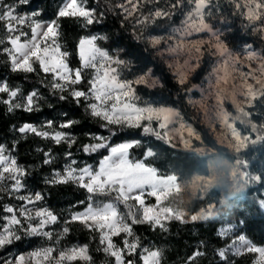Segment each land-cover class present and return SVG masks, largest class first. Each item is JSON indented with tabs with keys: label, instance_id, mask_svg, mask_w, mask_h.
<instances>
[{
	"label": "snow or ice",
	"instance_id": "snow-or-ice-1",
	"mask_svg": "<svg viewBox=\"0 0 264 264\" xmlns=\"http://www.w3.org/2000/svg\"><path fill=\"white\" fill-rule=\"evenodd\" d=\"M139 0H121L114 7L119 8L125 19L137 12ZM145 3L159 4L160 0H144ZM33 3V0H0V24H3L4 34L0 36V53L6 56V63L13 73H35L41 76V83L47 81L54 95L61 101L69 97L79 106H85V111L94 119L104 123L110 136L91 135L94 143L83 145L82 151L92 155L107 150V154L99 159L98 165L85 164L79 166L72 158L70 151L76 143L75 136L64 131L71 129L79 121L68 119L61 121L58 129L53 127L49 120L43 126L24 123L15 129L22 139L27 134H33L44 140H50L55 145L66 144L69 151L65 152L67 162L62 170H53L50 176L45 177L46 185H74L85 193L84 199L78 204L84 205L82 211L71 212L64 220L62 231L55 233L51 225L59 223V218L48 207L40 204L45 200L42 191H29L25 178L29 175L28 169L18 163L13 153L17 150L18 140H14L11 148L0 144V200L5 197L19 201V204H3L0 210V252H3L15 242L25 239L42 238L52 242L49 246H41L24 254L11 257L8 252L0 256V264H93V257L89 246L72 245L58 248L61 241L71 232L70 224H79L84 230L98 235V253L106 258V264H162V252L153 250L150 246L142 245L140 237L135 234L134 227L139 224H148L153 230L159 228L167 232L166 221L182 218L183 213L163 204V198L171 188L174 177L161 176L157 168L131 157V150L139 147L140 140H130L111 144V136L116 133L113 126L124 129H142L145 136L160 138L152 121H156L159 129L165 128L164 121L175 114L174 108L153 106L147 102L141 103L134 85L149 87L147 75H140L134 80L123 79L120 66L124 61L114 58L107 50L99 46L98 41L106 39L103 36H81L77 43L78 67L69 63L71 53L60 43V18H73L82 22L87 28L98 23L95 8L87 7V0H65L55 14V18L45 20V13L38 4L23 13V6ZM126 5H131L127 7ZM168 6L173 10L179 9L183 15L181 27L173 28L174 33H181V39L194 34L207 33L210 39H197L204 47L196 48L197 52L204 53L205 47L212 48L211 55L221 57L225 66L232 62L236 67L251 77V66L257 64L260 73L264 75V50L257 51L252 43L246 42L243 52L233 51L222 38L221 31L215 29L210 22L217 18L227 23L225 15L227 7H232L230 15H239L245 21L244 28L250 33H259L264 40V0H169ZM23 13V14H22ZM175 11L168 12L157 7L149 9L147 14L141 13L140 24L155 23L158 19H170ZM103 12L100 13L102 17ZM27 28V31L24 29ZM149 42L155 46L161 43V37L153 36ZM168 50V49H167ZM202 58V57H201ZM241 59L247 60V71L239 64ZM171 67V65H169ZM187 70L196 71L200 67L199 60H193L187 65ZM86 74L88 88L78 89L76 86L85 82ZM178 83L187 79L184 71L175 72ZM157 81H153V85ZM259 84V79L256 80ZM194 87L192 91H196ZM249 99L255 104L264 105V90L252 91L249 85ZM68 93L67 96L64 93ZM0 104L7 106L9 113L22 110L26 113L38 112L39 101L43 96L38 90L27 94L18 87H10L0 82ZM195 99V98H193ZM66 114V113H65ZM251 115V114H249ZM42 152L43 165L53 163L55 157L51 151ZM156 153L147 150L145 159L154 157ZM145 196L154 197L155 204L148 205ZM106 198V199H101ZM123 209V210H122ZM195 220V217H193ZM225 230L222 235H225ZM121 244L114 242L113 237H120ZM229 252L233 256L243 255L245 252L256 254L258 258L253 264H264V246H256L245 235L234 237L226 248H220L216 255L222 264H232L228 259ZM206 253L195 250L188 258L192 264L197 257ZM138 258V260H137Z\"/></svg>",
	"mask_w": 264,
	"mask_h": 264
},
{
	"label": "rangeland",
	"instance_id": "rangeland-1",
	"mask_svg": "<svg viewBox=\"0 0 264 264\" xmlns=\"http://www.w3.org/2000/svg\"><path fill=\"white\" fill-rule=\"evenodd\" d=\"M110 1L115 5L121 2V0ZM7 2L11 3L13 0H7ZM64 2L65 0H56L53 3V9L49 10L48 8L45 11L44 8H41L37 0H33V3L23 6V13H27L33 4H38L39 8L45 13L44 17L38 18L51 20L55 18L58 8L62 6ZM168 4L169 0H160L159 4L145 3L144 0H139V10L127 19H125L119 8H116V10L118 12V19L120 22L124 25L131 26L132 29L143 37L145 46L149 51H151L154 57H157L166 67V70L169 74H171L174 81L179 86H187V88L184 89L185 105L190 113V117L197 120L198 124L205 128L208 135L219 147L227 149L235 158L227 159L220 155L212 145L204 140L200 131H198L195 126L188 121L180 108L160 103V99L153 102L143 98L137 92V94L141 97V103L147 102L153 106H165L174 108L175 110V114L170 115L167 121H164L165 128L163 130L157 127L155 120L152 121V126L156 128V132L160 134V138L157 139L155 136H146L150 137L147 145H156V140L163 141L167 143L168 146L175 152L189 154L195 158H204L207 161L208 171L206 174H193L189 177L183 178L176 173L164 174L158 171L161 176L174 177L170 190L163 198V204L183 213L182 218L179 221H166L165 226L169 228L170 225L176 221L180 222L182 225L216 224L219 236L224 241H227V245L223 248H226L231 243L232 239L240 234L245 235L246 238L256 246H264L263 236H255L254 240L250 237L248 232V225L250 223L261 221L262 224H264V187L262 186L255 189L254 194L248 193V190L253 188L251 176L256 174L257 169L254 166L246 167L242 164L245 159L243 153L247 151L249 147L264 146V115L259 114V111L257 110L255 111L256 104L254 105L253 101L248 98L250 92L249 85H251L252 91L259 92L264 90V75L260 73L259 67L255 63L251 66L252 78H249L247 73L242 72L240 68L236 67L232 62H229L225 66V64L221 62V57L210 54L212 53V48L210 46L205 47L204 53L197 52L196 48L204 47V45L195 40L202 38L207 41L210 39L209 34H194L193 36L185 37L182 40L181 33H174L172 31L173 28L181 27V22L175 26H166L167 28L163 27L165 24L160 23L163 22L164 19H158L154 24L151 22L148 24L138 23V21L142 19L141 13L147 14L149 9L157 7L169 11L170 7ZM126 6L129 8L131 7V5ZM87 7L93 8V4L90 0H87ZM232 11V7L226 8L225 15L228 19L227 23H222L217 18H212L210 22L214 25L215 29L221 31L222 38L233 51L243 52L245 47L244 43L233 39L231 43L234 42L236 44L230 45V42H228L231 20L234 17L233 15H230ZM236 16L242 19L239 15ZM77 24L80 25L81 31L85 33L83 36L97 35L106 37V39L98 41V44L104 50H107L114 58H119L124 61V64L120 66L121 76L123 79L134 80L142 74L147 75L149 72L151 73V77L148 79L150 88L145 87L144 85H134L136 91L137 87L146 89L149 92L158 91V93H162L161 91H164L162 79L159 76H156L152 69H144L139 66L135 60H131L129 57L123 56V51L121 49L110 48L109 39L106 33L102 31H92L90 26L85 28L82 26V22L77 21ZM24 30L27 31V28ZM60 33V43L63 45V48L67 50L66 40L63 38L61 29ZM3 34V24H0V36H3ZM153 36L161 37V43L153 46L149 42L150 38ZM255 49L257 51L262 50L257 47H255ZM72 58L73 54L71 53L69 57L70 66H72V63H75ZM193 60H199L200 67L196 71H189L187 70L186 65ZM239 64L244 67V71H247V67L249 65L247 60L241 59ZM169 65H171V67H169ZM202 68L207 70V74L200 82L196 83L195 77L197 72ZM179 71H184L187 76V79L182 84L178 83V77L174 75L175 72L179 73ZM41 75L43 76V74ZM88 78H90V74H86L85 82L77 85L76 87L78 89L86 90L88 88V84L86 82ZM257 79L260 81L259 84L256 83ZM154 80L157 81V83L153 85ZM5 81L9 84L6 79L0 80V82ZM9 86L18 87L25 94L33 90H38L43 96V99L39 101V109L44 110V106H48L47 103H49L50 100L42 93L40 88L27 91L26 88L19 84L10 83ZM194 87L197 89L196 91H192ZM66 94L68 95L67 92ZM0 95H3L4 98H6V94ZM1 106L4 107L7 114L22 111L15 110L14 112L9 113L6 105L0 104V107ZM49 113L50 112L48 111L42 113L31 123L36 126H43L49 120H52L53 127L58 129L59 123L64 121L65 118L57 112H54L53 114ZM23 124L24 123L20 122L15 129ZM15 129L11 130L12 135H16V138L22 139L20 134L15 131ZM64 131L70 132L69 129H65ZM32 136L34 135L27 134V139ZM37 139L38 140H35V155L30 157L31 159L28 163V171L35 174L36 178L35 180H31V178L27 176L25 178V183L27 184L29 191H42L45 194V191L47 192L49 190L48 187H52L44 183L45 177L50 176L53 170H62L64 164L67 162V159L63 153L60 154L58 150L52 148L49 144L50 140H44L40 137H37ZM0 144H4L8 147L6 140L4 142H0ZM141 144L143 143L141 142ZM141 144L139 147H134L131 150V157L134 160H141L152 166V163L158 161V152L153 148H149L154 151L156 155L145 159L146 152L149 149L141 153ZM37 149H43L44 151L50 150L52 155L55 157L53 163L46 165L45 168V165L43 166L42 163V152ZM61 149L65 150L66 147L64 148V145L61 144ZM13 155L15 154L13 153ZM72 158L77 160L79 166L91 164L95 167L99 162V159L92 163H88L84 162L82 159H76L74 156ZM18 163L20 162L18 161ZM65 186L75 187L71 184ZM216 187H221L222 189L224 188V190L230 188L231 193L226 198L221 197L217 194ZM84 196L85 193L83 192V194L79 196V199H64L61 200L60 203L50 202V199H47L48 197L45 196V200L40 202L42 206L48 207L59 218V223L50 226V228L54 231V238L55 233L62 231L64 220L71 212L83 210L84 205L78 204V201L84 199ZM218 196H220V198ZM145 201L148 205L155 204L154 197L145 196ZM9 203L19 204L20 202L5 197L0 200V210H2L3 204ZM191 209H194V211ZM193 217H195V220H193ZM68 226L71 228V232L57 247L62 248L72 245L87 244L89 246V252L93 257V264H106V260L108 258H106L102 253H98L96 251V248L99 246V234H95L96 238L93 239V234L84 230L79 224H70ZM136 226H147L151 229L152 227L148 224L133 226L134 232L140 237L142 245L150 246L153 250H160L162 252V264H172L168 258L166 259L165 250L162 248L163 245L159 246L155 241L143 239L139 234L140 232H136ZM225 230L228 231L225 235H222ZM122 236L123 234H121L120 237H113L114 242L120 245ZM51 243L52 242L42 238L25 239L15 242L3 252H0V256L4 255L5 252H8L11 257H15L17 254L27 255V253L31 250L41 246H49ZM218 250L219 249L212 250V254L210 256L213 257V261L211 259H208L207 262H201L202 260L198 261V259L202 257L200 256L197 257L192 264H222L216 255ZM256 258H258L256 254H250L247 252L240 256H233L231 255V252H229L228 255V259L232 262V264H253V260ZM76 264H80V262H76ZM138 264H140L139 261ZM181 264H189L188 258Z\"/></svg>",
	"mask_w": 264,
	"mask_h": 264
},
{
	"label": "trees",
	"instance_id": "trees-1",
	"mask_svg": "<svg viewBox=\"0 0 264 264\" xmlns=\"http://www.w3.org/2000/svg\"><path fill=\"white\" fill-rule=\"evenodd\" d=\"M56 0H37L41 8L53 9V3ZM93 4V8L96 9L98 23L90 25L92 31H102L106 33L109 39L110 48H119L123 51V56L129 57L131 60H135L136 63L144 69H152L156 76L162 79L164 85V91L162 93L149 92L146 89L137 87V92L143 98L151 101H156L160 99V103L169 104L174 107L180 108L183 114L186 116L188 121H190L195 128L200 131L204 140L207 141L214 149L223 157L227 159L235 158L229 151L225 148L219 147L213 139L208 135L204 127L200 126L197 120L190 117L185 105V93L184 89L186 87L179 86L166 70V67L160 62L157 57L148 50L143 42V37L140 36L131 26L124 25L118 19V12L114 7L115 4L110 0H90ZM175 11L170 19H164V28L175 26L179 24L183 15L179 9L173 10L169 9L168 12ZM103 12L104 15L101 17L100 13ZM60 29L64 40H66L67 50L73 54L72 66L78 67L79 61L77 59V43L78 39L85 33L81 31V27L77 24V20L73 18H62L59 19ZM245 21L237 16H234L231 20L230 32L228 33V42L230 45L236 43H231L233 40H238L241 43L246 44V42L252 43L255 47L264 50V42L260 39L259 33H250L244 28ZM167 26V27H166ZM6 56L0 54V80L6 79L9 84H19L26 88L27 91H31L35 88H40L42 93L49 98L48 106H44V110L41 109L38 112L26 113L23 111L15 112L13 114H7L4 107H0V142L8 143V147L11 148L14 140H18L17 150L14 152L18 161L26 166L28 169V163L35 155V140H38L36 136H32L29 139H18L16 135H12L11 130L15 129L19 123H31L36 117L44 112H54L59 113L65 120L75 119L79 121L74 124L70 130L76 138V143L73 145L72 157L82 159L84 162L92 163L102 158L106 155L107 150H101L98 153L87 155L83 153L82 147L88 143H94L96 141L92 140L91 135H103L110 136V133L101 127L104 123L99 119L92 118L86 111L85 106L81 103L79 106L69 97L67 100L61 101L58 99V95H54L49 87H46L47 82L41 83L40 76L35 73H13L10 71L8 64L5 62ZM207 74V70L204 68L197 72L195 77V82L198 83ZM67 96V94H64ZM164 99V100H163ZM259 111V114L264 115V105L256 104L255 111ZM66 113V114H65ZM113 131L116 133L111 136L110 143L116 144L120 142H125L129 140H140L141 153L149 148H153L158 152V158L156 162L151 165L157 168L158 171L164 174L176 173L181 177H189L193 174H206L207 161L204 158H195L189 154H183L181 152H175L167 143L163 141H155L156 145H147L148 139L142 129H124L113 126ZM14 136V137H13ZM49 144L53 149L58 150L60 154H65L69 151L66 144L64 145L65 150L61 149V145H55L52 141ZM244 160L242 162L243 166H254L257 169L256 174L251 176L252 189L248 190L249 194H254L255 189L264 187V146L249 147L247 151L243 153ZM42 156V155H41ZM40 158V157H39ZM44 166V165H43ZM46 168V165L44 166ZM29 170V169H28ZM29 172V171H28ZM31 180H35L36 175L29 172L28 175ZM38 176V175H37ZM48 187V186H47ZM217 188V194L221 197L226 198L231 193V189L228 188L224 190L221 187ZM48 191H45V196L50 199V202L60 203L64 199H79V196L83 194V191L77 189L76 187H70L65 185L56 186L54 188L48 187ZM47 190V189H46ZM220 196H218L220 198ZM194 211V209H191ZM197 210V209H196ZM249 235L255 240V236L264 237V224L261 221L252 222L248 225ZM136 232L145 240L155 241L159 246L165 250L166 259L168 258L172 264H181L189 258L193 252L197 249L206 253L198 259V261H208V259L214 260L210 255L213 249H220L227 245V241H224L218 234V228L216 224H185L182 225L180 222H173L168 228L167 232H162L160 229H151L147 226H136ZM182 260V261H180ZM212 263V262H211Z\"/></svg>",
	"mask_w": 264,
	"mask_h": 264
}]
</instances>
